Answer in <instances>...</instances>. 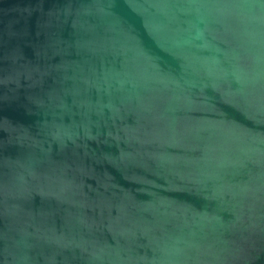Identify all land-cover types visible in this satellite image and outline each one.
<instances>
[{
	"label": "water",
	"instance_id": "obj_1",
	"mask_svg": "<svg viewBox=\"0 0 264 264\" xmlns=\"http://www.w3.org/2000/svg\"><path fill=\"white\" fill-rule=\"evenodd\" d=\"M0 264H264V0H0Z\"/></svg>",
	"mask_w": 264,
	"mask_h": 264
}]
</instances>
